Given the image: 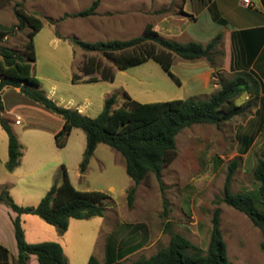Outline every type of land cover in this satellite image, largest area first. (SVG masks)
<instances>
[{
	"label": "rangeland",
	"instance_id": "obj_1",
	"mask_svg": "<svg viewBox=\"0 0 264 264\" xmlns=\"http://www.w3.org/2000/svg\"><path fill=\"white\" fill-rule=\"evenodd\" d=\"M93 1L0 0L1 26H17L13 11L17 3L22 4L25 13L35 15L42 22V29L33 38L32 77L49 99L88 118H95L111 95L117 97L114 108L123 104L125 94L142 104L207 99L188 95L190 89L179 86L152 60L118 70L111 57L83 51L74 40L86 43L131 40L142 36L145 25L150 24L161 38L168 39V34L181 33L175 42L202 44L222 29L210 19L215 5L207 10L214 0H99L94 16L67 17L87 9ZM242 1L229 0L231 9L245 14L258 7L257 0H248L254 8L244 7ZM223 2L225 0H216V5L227 14L225 5H221ZM190 15L196 20L191 21ZM29 32L28 27L15 28L0 45L26 56ZM175 59L173 57V61ZM89 61L100 70H112L113 81L72 82L73 76L87 79L82 74V66ZM174 72L180 76L178 71ZM94 76L98 78L99 71ZM246 96L243 93L234 102L243 107L242 112L219 128L198 124L181 130L175 137L176 157L171 164L162 167L161 182L148 174L135 187L133 204L128 207L126 194L133 184L125 173L124 160L117 152L99 144L85 175L80 176L78 160H81L80 149L85 146L83 131L73 129L66 146L56 148L54 133L62 127L61 117L12 88L5 89L2 117L9 120L18 142L30 153L19 168L23 178L18 184L19 180L10 176L5 168L7 155L6 159L0 160V189H5L16 205L36 207L54 180L57 178L61 182L60 168L63 166L75 189L108 195L103 201L102 220H69L62 236L37 216L29 215L28 220L21 223L26 243H57L68 264H87L91 257L93 264H109L111 257L113 264H135L166 248L174 234L183 236L205 252L212 215L219 209L220 230L229 263L264 264L259 229L244 214L224 203H216L222 197L232 162L236 163V169L231 180V193L255 196L257 192L253 170L264 154V96ZM15 120H19L18 124H14ZM0 133L4 137L0 155L4 156L5 152L7 154V136L1 126Z\"/></svg>",
	"mask_w": 264,
	"mask_h": 264
},
{
	"label": "trees",
	"instance_id": "obj_2",
	"mask_svg": "<svg viewBox=\"0 0 264 264\" xmlns=\"http://www.w3.org/2000/svg\"><path fill=\"white\" fill-rule=\"evenodd\" d=\"M99 2L95 0L87 9L67 17L94 16ZM13 11L18 24L10 28L0 25V43L12 35L15 28L28 27L30 32L26 43V56L18 55L0 45V126L7 136L8 159L5 168L9 173L19 166L21 147L9 122L2 117L4 108L1 93L6 88L18 89L27 99L61 117L62 127L54 134L56 148L65 147L73 129L83 131L85 148L78 166L80 176L85 174L99 144L117 152L123 158L125 173L133 184L126 194L128 207L133 204L135 187L148 174L154 175L157 181L161 182L162 167L171 164L176 157L175 137L181 130L198 124L214 125L219 128L222 123L242 112L243 107L234 103L242 93L250 96L253 91L257 93L256 81L251 78V83L245 78L247 76L245 73H240L205 101L188 98L142 104L125 94L123 104L114 108L117 97L111 95L104 101L102 111L95 118H88L77 110L59 106L39 90V84L32 77L35 63L33 38L42 29V22L35 15L25 13L21 3H17ZM219 40L220 35H217L206 46L196 42L182 44L161 38L150 24H146L142 36L131 40L96 43L74 40V43L83 51L102 53L111 57L118 70H125L152 60L178 83L170 71L173 57L190 62L204 59L212 65V50ZM98 71L100 76L97 78L94 75ZM82 74L87 79L82 80L73 76L72 82L113 81L112 70L105 68L100 70L98 65L93 66V61L82 66ZM235 169L236 163L232 162L225 179L222 197L217 199L216 203H224L244 214L259 229L262 236L261 249L264 250V154L253 170V178L258 184L255 196L231 193L230 186ZM60 177L61 182L56 178L36 207L18 206L10 199L5 189H0V204L16 214L12 225L18 255L13 264H26L30 256H34L38 264H68L61 246L57 243H26L20 221L21 215L37 216L45 224L54 227L60 236L67 231L70 219L91 220L104 216L103 201L108 195L99 191L76 190L63 166L60 168ZM93 262L94 259L91 257L87 264ZM113 263L114 258L111 257L109 264ZM135 264H230L220 230V210L215 209L213 212L209 242L205 252L192 245L183 236L174 234L166 248Z\"/></svg>",
	"mask_w": 264,
	"mask_h": 264
},
{
	"label": "crops",
	"instance_id": "obj_3",
	"mask_svg": "<svg viewBox=\"0 0 264 264\" xmlns=\"http://www.w3.org/2000/svg\"><path fill=\"white\" fill-rule=\"evenodd\" d=\"M257 3V9L249 10L247 8L246 10L249 11H246L245 14H238V12L232 10L229 0H225V2L221 4L225 5L227 14H223L220 6L216 5V0L209 3L207 10L212 8L214 5L216 9L214 13L210 14L211 21L222 28L218 30V32H216L213 37L206 38L204 43L201 44L206 46L217 35H220L218 44L212 50L211 58L213 64L210 65L204 59L190 62L183 61L176 57L170 68L172 75L178 80V85L185 87L187 90L190 89L191 93L188 95H192L193 97L197 98H208L222 85L232 80L236 75L245 73L247 75L245 77L247 81L252 83V78L256 81L258 86L257 93L253 91L254 93L252 96H264V0H257ZM254 7L255 6L252 8ZM190 16L192 17L191 21L196 20L194 16ZM181 36V33H177L174 36L169 34L166 35V37L172 41H176V39ZM175 70L180 73L179 77L176 76V73L174 72ZM12 89L14 92L20 94L18 89ZM3 91L1 93V99ZM248 95L249 94H247V96ZM18 122L19 120H15L14 124H18ZM3 138L4 137L0 133V143H2V145L4 140ZM20 147L21 157L19 166L11 173L7 172L10 176L16 180H19L16 182V184L21 183L22 181L23 175L19 173V168L22 167L26 157L29 156L28 153H30L28 148H25L21 144ZM84 148L85 146L82 147L79 152L81 153V158ZM6 155L8 158V154H6V152L4 156L0 155V160L6 159ZM78 161L80 164L81 160ZM84 175H82V177ZM21 185H24V183ZM25 187L28 186L25 185ZM21 189L23 188L21 187ZM28 216L29 215H21L20 221H23L21 223H25L24 221L28 220ZM15 217V213H13L6 206L0 204V264H13V261L16 260L18 255L12 225V221L15 219ZM99 219L102 220L101 218ZM45 230L47 232H51L50 229ZM26 264L38 263L34 256H30Z\"/></svg>",
	"mask_w": 264,
	"mask_h": 264
},
{
	"label": "built area",
	"instance_id": "obj_4",
	"mask_svg": "<svg viewBox=\"0 0 264 264\" xmlns=\"http://www.w3.org/2000/svg\"><path fill=\"white\" fill-rule=\"evenodd\" d=\"M245 7H253V5L248 1V0H244L242 3Z\"/></svg>",
	"mask_w": 264,
	"mask_h": 264
}]
</instances>
